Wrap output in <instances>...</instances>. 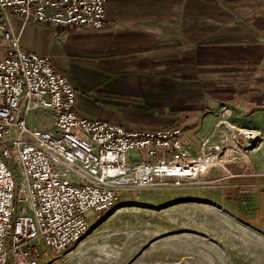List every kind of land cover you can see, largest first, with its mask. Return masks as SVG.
Wrapping results in <instances>:
<instances>
[{"label":"crops","instance_id":"1","mask_svg":"<svg viewBox=\"0 0 264 264\" xmlns=\"http://www.w3.org/2000/svg\"><path fill=\"white\" fill-rule=\"evenodd\" d=\"M5 19L23 48L68 76L81 116L131 129L181 125L195 154L206 137L219 141L223 124L258 132L249 166L230 165L221 188L224 202L248 203L246 217L264 232V0H106L101 30Z\"/></svg>","mask_w":264,"mask_h":264},{"label":"built area","instance_id":"2","mask_svg":"<svg viewBox=\"0 0 264 264\" xmlns=\"http://www.w3.org/2000/svg\"><path fill=\"white\" fill-rule=\"evenodd\" d=\"M3 15L101 30L106 0H0V48L6 52L0 60V264H39L37 243L65 253L89 231L90 215L109 211L122 190L163 178L176 185L198 180L215 166L226 169L225 158L249 166L248 153L261 141L251 132L242 133L246 142L239 146L230 137L219 146L208 136L193 156L181 125L131 129L81 116L68 76L49 55L23 48ZM35 109L52 113L51 127L28 125Z\"/></svg>","mask_w":264,"mask_h":264},{"label":"rangeland","instance_id":"3","mask_svg":"<svg viewBox=\"0 0 264 264\" xmlns=\"http://www.w3.org/2000/svg\"><path fill=\"white\" fill-rule=\"evenodd\" d=\"M52 122L46 110L35 109L28 118L30 127L48 128ZM223 128L216 145L230 137L239 146L246 142L244 132L259 135L228 123ZM130 156L139 159L136 151ZM230 161L222 159L226 169L215 166L181 185L163 178L120 191L114 207L90 215L89 231L65 253L55 255L37 243L39 264H264V232L246 217L248 203L239 197L224 202L227 190L221 185L231 176Z\"/></svg>","mask_w":264,"mask_h":264},{"label":"bare ground","instance_id":"4","mask_svg":"<svg viewBox=\"0 0 264 264\" xmlns=\"http://www.w3.org/2000/svg\"><path fill=\"white\" fill-rule=\"evenodd\" d=\"M221 209L225 210L227 213L231 214L230 211H228L227 209H225L223 206H220ZM60 262V261H59ZM56 263V262H55Z\"/></svg>","mask_w":264,"mask_h":264},{"label":"water","instance_id":"5","mask_svg":"<svg viewBox=\"0 0 264 264\" xmlns=\"http://www.w3.org/2000/svg\"><path fill=\"white\" fill-rule=\"evenodd\" d=\"M250 140H252V139H250Z\"/></svg>","mask_w":264,"mask_h":264}]
</instances>
